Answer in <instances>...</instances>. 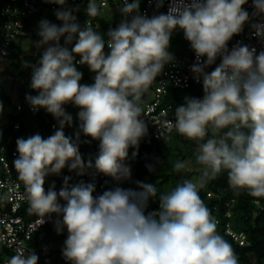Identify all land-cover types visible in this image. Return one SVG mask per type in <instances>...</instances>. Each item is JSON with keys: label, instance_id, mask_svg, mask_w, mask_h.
<instances>
[{"label": "clouds", "instance_id": "clouds-1", "mask_svg": "<svg viewBox=\"0 0 264 264\" xmlns=\"http://www.w3.org/2000/svg\"><path fill=\"white\" fill-rule=\"evenodd\" d=\"M43 2L58 6L54 15L61 23L38 22L39 39L32 45L39 58L28 65L36 95L26 100L34 112L43 108L53 116L55 131L47 138L39 133L18 138L13 166L29 211L41 225L51 222L57 234L67 231L66 264H239L199 190L226 172L234 192L246 191L257 206L264 198V50L241 42L229 48L245 24L264 41V0H252L251 14L243 7L249 0H168L167 12L152 17L140 12L141 0H123L122 20L108 29L106 39L89 23H78V9L68 0ZM164 3L155 0L157 9ZM102 7L88 0L87 16H102ZM177 29L195 53L190 70L202 82L203 97H185L175 108L174 128L196 144L200 175L161 192L156 184L133 180L126 160L129 148L136 158L148 135L142 97L165 66L176 63L169 48ZM77 64L95 74L94 83H80ZM67 105L79 109L74 136L64 131L73 125ZM3 110L0 101V116ZM81 134L99 142L95 172L109 177L112 186L94 195L95 177L70 184L66 176L59 192L54 183L46 190V178L65 167L78 176L93 168L92 159L85 163L80 153ZM162 164L156 157L145 167L155 174ZM173 167L178 173L192 170L190 161L177 160ZM157 198L158 209L146 214ZM38 260L34 251L18 250L8 264Z\"/></svg>", "mask_w": 264, "mask_h": 264}, {"label": "trees", "instance_id": "trees-1", "mask_svg": "<svg viewBox=\"0 0 264 264\" xmlns=\"http://www.w3.org/2000/svg\"><path fill=\"white\" fill-rule=\"evenodd\" d=\"M8 1L9 0H0V8L5 6ZM87 3L88 1L83 3L68 1V6L78 9L75 15L77 16L78 23L82 27V20L89 18L99 25V28L96 31L104 35L106 39V32L108 29L115 28L121 22V14L117 12L106 13L102 11V16L91 18L86 14ZM43 16H47L48 20L52 23L58 25L61 23L54 16V11L42 9L40 13H36L29 19L28 27L32 31L29 38L39 39L36 35V30L38 22ZM49 17L51 19H49ZM22 40L23 39H20L14 43V49L11 51L8 58H10L14 69H17L15 76L19 83L20 95L23 97L25 93H30L32 95L35 93L30 87L31 69L28 68V65L35 63V61L30 55L31 52H27L23 49ZM61 42L63 43V38ZM170 49L178 54L192 52L190 43L184 38L182 30L177 29L173 32L170 41ZM105 51H108L107 48ZM76 67L83 73L81 81H86L88 84L94 83L95 74L92 73L86 65H76ZM151 88L152 86H150L148 92L142 97V102L150 96ZM202 93V83L193 84L184 89L169 88L162 97V104H170L175 110L176 107L184 104L186 96L197 98ZM0 101H2L4 108L3 114L0 116V157L2 155L9 157V160H11L10 171L12 175L18 179V174L13 166V161L16 158H10L11 151H17L16 140L21 137L27 138L36 133L47 138L55 131L50 127L51 122L55 120L45 109L36 112L30 111L28 108H24L20 112L14 111V106L12 104V91L6 89L3 85H0ZM71 108H73L72 105H67L66 111L70 112ZM71 115L73 116V125L71 127H65L64 131L66 136H74V133L78 128V120H75L73 113H71ZM16 121L19 122L18 128H14ZM81 141L80 153L85 163H87L90 158L92 159L94 168V160L99 151V142L91 140L90 137H85L83 134H81ZM196 147L197 146L194 142L189 141L177 132H174L168 141L162 143L155 142L147 147L148 155L139 158L134 169V174L141 181L152 183L154 185L156 184L158 191H170L177 183L182 182L184 179H194L200 175V166L195 163ZM156 157L163 160V164L158 167L155 174H152L148 172L145 165L146 163L153 162V159ZM177 160L190 161L192 170H182L179 173L176 172L173 166ZM64 169L67 170L68 168L65 167ZM3 173L4 170L0 162V174ZM70 177L71 179L69 183H76L78 175H76L75 172H71ZM53 183L55 186H58L63 182L56 175H50L46 178L45 188L47 186H52ZM124 187L127 188L129 185L126 183ZM208 193H210V195H208ZM199 195L211 210L212 215L216 214L217 217L221 218V221L223 219L222 215L227 209L225 203H230L229 206L234 215L235 228L246 231L249 240L248 245L239 246L226 236H223L234 249L239 264H264V210H257L254 207L251 202V196H249L246 191H242L239 194L234 192L229 187L226 172H222L214 180H209L205 187L199 190ZM158 207V198L150 200L149 207L146 209V214L147 212L158 209ZM44 230H46V228ZM8 253L9 251L6 248L0 246V254L8 256ZM63 264H66L65 260Z\"/></svg>", "mask_w": 264, "mask_h": 264}, {"label": "built area", "instance_id": "built-area-1", "mask_svg": "<svg viewBox=\"0 0 264 264\" xmlns=\"http://www.w3.org/2000/svg\"><path fill=\"white\" fill-rule=\"evenodd\" d=\"M70 2L83 3L88 0H68ZM131 2V0H130ZM98 4H103V12H117L120 14L119 9L123 6V0H97ZM252 0H249L248 4L243 7L251 14L253 12ZM168 0H165L164 6L160 9L156 8L155 0H141L140 12L146 14L148 17L165 13L168 10ZM58 6L55 4H46L43 0H9L7 4L0 8V63H2V69L4 74V80L8 83L6 89L12 91V104L14 111L20 112L24 108H28L33 111L26 100V95H32L25 93L23 97L20 95L19 83L16 78V71L11 64L10 56L11 51L14 49V43L20 39L29 38L32 31L28 27L29 19L36 13H40L42 9L54 11ZM89 23L94 30L99 28L97 23H94L91 19L87 18L82 20V25ZM238 42L246 44L250 47H255L257 52L264 50V41L259 40L253 35V30L249 24H245L243 31L233 37L229 42V48L236 45ZM169 51L175 56L176 63L166 65L162 74L157 77L156 82L151 86V92L148 99L141 103L144 109V116L142 117L148 127V135L144 137L140 144L138 155L135 159H132L133 148H129V158L126 163L131 166L133 180H139L134 174L135 166L141 156L148 155L147 147L151 146L155 142L168 141L174 132L175 110L172 105L162 104V97L166 93L167 89H184L197 83L193 79V74L190 70V66L195 61V53L178 54L171 50ZM34 59L38 57L37 49L33 50L30 54ZM23 56V54H22ZM21 56V57H22ZM80 57L76 56V60ZM220 63L219 58L216 61V65ZM79 65V64H77ZM216 65L210 66L207 71H212ZM36 95V92L34 93ZM203 93L197 98H202ZM41 108L40 110H42ZM56 121L51 122V129L55 130L54 125ZM19 127V122L16 121L14 128ZM18 154L16 150L11 151L10 158H17ZM0 162L4 170L3 174H0V246L6 248L9 253L8 256L0 254V264H8V260L17 253L18 250L27 252H47L48 245L43 241L40 236L45 228L52 227L51 222H47L41 225L40 219L32 212L29 211V204L26 199V191L23 183L14 177L10 171L11 160L9 157L2 155ZM63 183L55 186L57 192L63 187L64 177L71 176V172L67 169H63L59 175H56ZM95 177L96 194L102 193L108 187L112 186V181L109 177H105L102 174L95 172V168L89 169L83 176H78L76 183L84 181L85 183L93 182ZM108 180L109 183L105 184ZM126 184V183H125ZM124 184V185H125ZM129 187L135 188L133 183H127ZM123 185V187H124ZM51 186H47V190ZM210 195V193H208ZM251 202L257 210H264V198H261L259 206L254 203V198L251 197ZM229 202L225 203L227 209L224 211L221 218L216 214L213 216L216 218L217 230L222 236H226L239 246H246L249 244L248 235L243 229H236L234 226V215L230 210ZM40 264V259L38 260Z\"/></svg>", "mask_w": 264, "mask_h": 264}, {"label": "rangeland", "instance_id": "rangeland-1", "mask_svg": "<svg viewBox=\"0 0 264 264\" xmlns=\"http://www.w3.org/2000/svg\"><path fill=\"white\" fill-rule=\"evenodd\" d=\"M44 18L48 19L47 16L46 17L43 16L41 19H44ZM49 19L51 18L49 17ZM35 40L37 39H32V38L23 39L22 40L23 49L27 52L32 53L33 50L36 49L32 45V41H35ZM38 58H39V55L36 59H34V61L36 62ZM14 70L16 71L17 69H14ZM4 74L5 73L3 72L2 64L0 63V85H3L7 88L8 83L4 80ZM80 83L88 84L86 81H80ZM78 111L79 109L73 107L71 108L69 112L70 114L71 113L74 114L75 120H78L77 118ZM66 234H67L66 230L64 231L63 234H57L53 225H52V228H46V230L42 231V235L40 236V238L43 241H46L48 245V250L47 252H44V253L36 252V254L39 256L40 264H63L64 263L65 259L62 254V248L64 246V240L66 239Z\"/></svg>", "mask_w": 264, "mask_h": 264}]
</instances>
